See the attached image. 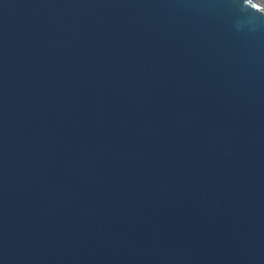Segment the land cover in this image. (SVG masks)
Listing matches in <instances>:
<instances>
[{"label": "water", "instance_id": "1", "mask_svg": "<svg viewBox=\"0 0 264 264\" xmlns=\"http://www.w3.org/2000/svg\"><path fill=\"white\" fill-rule=\"evenodd\" d=\"M0 264H264V0H0Z\"/></svg>", "mask_w": 264, "mask_h": 264}]
</instances>
